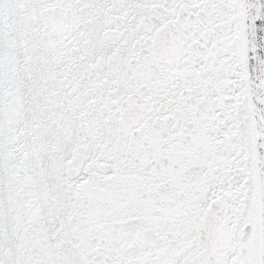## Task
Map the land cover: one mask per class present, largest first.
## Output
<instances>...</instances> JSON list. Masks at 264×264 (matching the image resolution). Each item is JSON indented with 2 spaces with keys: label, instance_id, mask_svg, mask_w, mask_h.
I'll return each mask as SVG.
<instances>
[{
  "label": "snow or ice",
  "instance_id": "obj_1",
  "mask_svg": "<svg viewBox=\"0 0 264 264\" xmlns=\"http://www.w3.org/2000/svg\"><path fill=\"white\" fill-rule=\"evenodd\" d=\"M0 264H264V0H0Z\"/></svg>",
  "mask_w": 264,
  "mask_h": 264
}]
</instances>
